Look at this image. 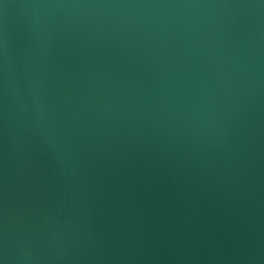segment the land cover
<instances>
[{"label":"water","instance_id":"obj_1","mask_svg":"<svg viewBox=\"0 0 264 264\" xmlns=\"http://www.w3.org/2000/svg\"><path fill=\"white\" fill-rule=\"evenodd\" d=\"M0 264H264V0H0Z\"/></svg>","mask_w":264,"mask_h":264}]
</instances>
